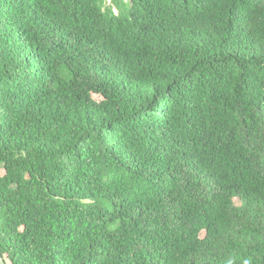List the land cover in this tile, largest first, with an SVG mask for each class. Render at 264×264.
<instances>
[{"label": "trees", "instance_id": "16d2710c", "mask_svg": "<svg viewBox=\"0 0 264 264\" xmlns=\"http://www.w3.org/2000/svg\"><path fill=\"white\" fill-rule=\"evenodd\" d=\"M0 250L264 264V0H0Z\"/></svg>", "mask_w": 264, "mask_h": 264}, {"label": "water", "instance_id": "95a60500", "mask_svg": "<svg viewBox=\"0 0 264 264\" xmlns=\"http://www.w3.org/2000/svg\"><path fill=\"white\" fill-rule=\"evenodd\" d=\"M0 264H6V261L4 260L1 250H0Z\"/></svg>", "mask_w": 264, "mask_h": 264}, {"label": "rangeland", "instance_id": "374dc122", "mask_svg": "<svg viewBox=\"0 0 264 264\" xmlns=\"http://www.w3.org/2000/svg\"><path fill=\"white\" fill-rule=\"evenodd\" d=\"M112 0H107L108 3H111ZM239 203V202H238Z\"/></svg>", "mask_w": 264, "mask_h": 264}]
</instances>
